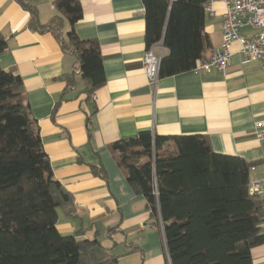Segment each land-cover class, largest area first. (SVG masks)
Here are the masks:
<instances>
[{
  "label": "crops",
  "instance_id": "0c3cea01",
  "mask_svg": "<svg viewBox=\"0 0 264 264\" xmlns=\"http://www.w3.org/2000/svg\"><path fill=\"white\" fill-rule=\"evenodd\" d=\"M25 1L35 5L40 24L57 15L53 0ZM78 1L83 14L75 32L82 40H97L103 86L86 95L75 55L64 53L50 33L30 29L31 15L16 0H0V33L7 42L0 68L22 79L53 178L73 198L70 212L58 209V232L97 239L120 257L119 264H169L161 224L151 221L110 145L142 131L204 136L214 153L255 165L250 188L264 177V142L257 139L264 131V66L244 63L233 44L224 75L191 71L150 86L142 65L147 47L141 0ZM220 24V15L205 14L209 46L203 57L222 44ZM68 31L65 24L63 38ZM258 196L264 217V192ZM261 234L263 243L251 251L253 264H264V222Z\"/></svg>",
  "mask_w": 264,
  "mask_h": 264
},
{
  "label": "trees",
  "instance_id": "16d2710c",
  "mask_svg": "<svg viewBox=\"0 0 264 264\" xmlns=\"http://www.w3.org/2000/svg\"><path fill=\"white\" fill-rule=\"evenodd\" d=\"M16 1L31 15L30 29L50 33L64 53L75 55L86 95L104 85L97 40H82L75 32L83 14L78 0H53L57 15L46 24L38 22L35 5ZM141 2L146 47L162 42L167 50L159 79L193 71L209 46L203 33L206 0ZM6 49L0 33V54ZM110 150L144 198L151 221L161 224L169 264H253L251 251L263 243L264 222L263 201L249 192L255 165L214 153L200 135L142 131ZM72 208L71 194L53 178L22 79L0 68V264H119L120 257L97 239L58 232V209Z\"/></svg>",
  "mask_w": 264,
  "mask_h": 264
},
{
  "label": "built area",
  "instance_id": "2783aa9c",
  "mask_svg": "<svg viewBox=\"0 0 264 264\" xmlns=\"http://www.w3.org/2000/svg\"><path fill=\"white\" fill-rule=\"evenodd\" d=\"M216 4L221 6L219 10ZM203 7L209 18L221 16L222 44L211 55L203 57L194 72L216 71L224 75L231 62L233 44H238L244 63L260 62L264 66V0H206ZM243 30L250 32L242 34ZM166 51L160 42L147 48L144 54L143 71L150 86H156L159 80L160 63ZM257 139L264 142V131L257 133ZM249 192L251 195L264 192V177L252 184Z\"/></svg>",
  "mask_w": 264,
  "mask_h": 264
}]
</instances>
